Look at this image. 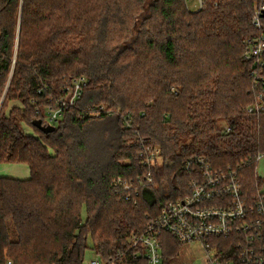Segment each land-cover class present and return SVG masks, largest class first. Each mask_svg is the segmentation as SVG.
I'll return each mask as SVG.
<instances>
[{
    "label": "trees",
    "instance_id": "trees-1",
    "mask_svg": "<svg viewBox=\"0 0 264 264\" xmlns=\"http://www.w3.org/2000/svg\"><path fill=\"white\" fill-rule=\"evenodd\" d=\"M257 5L264 0H205L199 12L186 0H0V165L30 171L0 176V264H83L89 239L105 264H147L127 238L163 202L189 195L183 163L192 156L239 169L256 196L264 110L247 111L261 88L244 55L245 41L264 35V14L261 29L253 25ZM79 77L82 99L46 132L43 109ZM17 100L22 108L7 111ZM140 138L160 153L148 169ZM149 171L136 204L116 193V179ZM162 238L169 264L180 242Z\"/></svg>",
    "mask_w": 264,
    "mask_h": 264
},
{
    "label": "built area",
    "instance_id": "built-area-1",
    "mask_svg": "<svg viewBox=\"0 0 264 264\" xmlns=\"http://www.w3.org/2000/svg\"><path fill=\"white\" fill-rule=\"evenodd\" d=\"M195 3L197 12L205 7V0H195ZM263 14L264 6L257 5L252 13L257 29H261ZM245 48L244 59L256 62L257 69L252 76L256 87L261 88L257 102L247 111L261 113L264 110V35L246 40ZM87 85L85 77L76 78L58 99H50L51 104L44 109L49 125L56 126L64 113L74 108ZM103 110L104 106L93 115L99 117ZM123 123L127 129H133L130 114L124 117ZM140 143L141 167L151 168L160 161V153L149 147L151 139L140 138ZM250 161L241 167L248 166ZM255 163L257 166L264 163V153L255 158ZM183 171L189 178L186 186L189 195L165 201L156 216H146L145 231L128 238L137 256L143 255L147 264H163L162 236L169 234L180 243H199L205 252L206 264H264V193L258 191L256 196L248 195L243 189L239 169L216 170L206 156L185 160ZM151 176L149 171L146 177H119L114 181V189L117 194L134 198L136 204L141 190L152 185ZM92 264L105 263L98 257Z\"/></svg>",
    "mask_w": 264,
    "mask_h": 264
},
{
    "label": "rangeland",
    "instance_id": "rangeland-1",
    "mask_svg": "<svg viewBox=\"0 0 264 264\" xmlns=\"http://www.w3.org/2000/svg\"><path fill=\"white\" fill-rule=\"evenodd\" d=\"M195 0H186V6L193 12H197V7H195ZM21 107L22 108V102L17 100L16 102H12L9 104V108L7 111H9L13 107ZM43 109V108H42ZM42 113L44 116L46 115L45 110L43 109ZM58 125V124H57ZM222 126L227 130L226 125L223 123ZM25 134L28 135H36L33 128L23 127ZM256 173L258 174V177L261 178V188L259 191L264 193V163L257 166ZM25 168L26 171H22ZM28 172V173H27ZM0 175H6V176H29L30 172L28 171V167L25 164H18V165H9L4 164L0 165ZM128 239V238H127ZM129 242V239H128ZM93 242L89 239V249L85 253L86 257L84 259L83 264H92L94 259H97L98 256L95 255L94 251H92ZM178 254L172 258V260L169 262V264H206V255L203 251V248L201 245L197 242H194L193 244H184L180 243L178 247Z\"/></svg>",
    "mask_w": 264,
    "mask_h": 264
},
{
    "label": "crops",
    "instance_id": "crops-1",
    "mask_svg": "<svg viewBox=\"0 0 264 264\" xmlns=\"http://www.w3.org/2000/svg\"><path fill=\"white\" fill-rule=\"evenodd\" d=\"M17 165V164H16ZM26 165V164H25ZM28 167V166H27ZM23 170L22 171H26V169L25 168H22ZM28 171H29V168H28ZM30 172V171H29ZM28 173V172H27ZM0 176H2V175H0ZM4 176V175H3ZM9 177H12V178H14V179H22V180H25V179H28L29 177H30V175L29 176H27V175H25V176H9Z\"/></svg>",
    "mask_w": 264,
    "mask_h": 264
},
{
    "label": "water",
    "instance_id": "water-1",
    "mask_svg": "<svg viewBox=\"0 0 264 264\" xmlns=\"http://www.w3.org/2000/svg\"><path fill=\"white\" fill-rule=\"evenodd\" d=\"M50 127H51V128H48V129L46 130V132H51V131H55V130H56V127L51 126V125H50Z\"/></svg>",
    "mask_w": 264,
    "mask_h": 264
}]
</instances>
